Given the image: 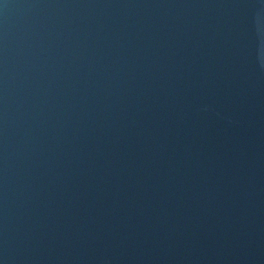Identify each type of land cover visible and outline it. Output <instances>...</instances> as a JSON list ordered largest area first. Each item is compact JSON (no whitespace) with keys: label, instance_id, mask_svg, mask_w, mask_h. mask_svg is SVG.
Wrapping results in <instances>:
<instances>
[{"label":"water","instance_id":"95a60500","mask_svg":"<svg viewBox=\"0 0 264 264\" xmlns=\"http://www.w3.org/2000/svg\"><path fill=\"white\" fill-rule=\"evenodd\" d=\"M2 264H264V0H0Z\"/></svg>","mask_w":264,"mask_h":264},{"label":"snow or ice","instance_id":"6c2138e0","mask_svg":"<svg viewBox=\"0 0 264 264\" xmlns=\"http://www.w3.org/2000/svg\"><path fill=\"white\" fill-rule=\"evenodd\" d=\"M0 264H2V262H0Z\"/></svg>","mask_w":264,"mask_h":264}]
</instances>
